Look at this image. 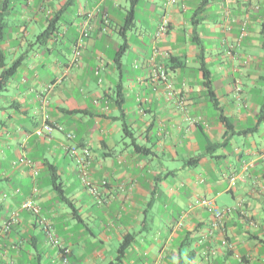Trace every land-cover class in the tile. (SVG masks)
Returning a JSON list of instances; mask_svg holds the SVG:
<instances>
[{
    "label": "crops",
    "instance_id": "0c3cea01",
    "mask_svg": "<svg viewBox=\"0 0 264 264\" xmlns=\"http://www.w3.org/2000/svg\"><path fill=\"white\" fill-rule=\"evenodd\" d=\"M0 28V264H111L129 233L114 264H264V0H0Z\"/></svg>",
    "mask_w": 264,
    "mask_h": 264
},
{
    "label": "built area",
    "instance_id": "2783aa9c",
    "mask_svg": "<svg viewBox=\"0 0 264 264\" xmlns=\"http://www.w3.org/2000/svg\"><path fill=\"white\" fill-rule=\"evenodd\" d=\"M178 0H167V3L169 4H175ZM167 29V20L165 18H163L161 20V23L158 26V29L156 31V35H162L165 33ZM86 34V33H84ZM72 54H73V59L76 61L79 58L80 55V51L79 48L77 46H74L72 49ZM160 76L161 77H165V72L163 69L160 70ZM53 129L51 123L45 119L39 127H37L36 132L38 134H43L44 132H50ZM66 148L68 149L69 152H71L72 154H74L77 157V162H78V167H79V172H80V176H81V180L84 183V185L88 188V190L95 194L96 193V188L95 186H93V184L91 183V180L88 178V173L85 170V165L89 162L90 158H91V153L90 150L87 147H77L76 145H70V146H66ZM79 153V154H78ZM81 154V157L79 156ZM20 162H25V163H31L32 161L30 159H25V158H19ZM231 182L234 181V178L231 177ZM193 206H208L211 213L213 214V224L219 225L224 211L221 210L220 208H218L213 201H211L210 199L206 198V197H197L194 199V201L192 202ZM20 207L22 209L25 210H29L33 213H38V206L31 200V199H26L24 200ZM239 261H242V259L240 257H238Z\"/></svg>",
    "mask_w": 264,
    "mask_h": 264
},
{
    "label": "trees",
    "instance_id": "16d2710c",
    "mask_svg": "<svg viewBox=\"0 0 264 264\" xmlns=\"http://www.w3.org/2000/svg\"><path fill=\"white\" fill-rule=\"evenodd\" d=\"M132 19H133V10L132 8H130L127 13V21L132 22ZM51 33H52L51 28L48 27L43 32H41L39 36L42 37L43 39H46L50 37ZM2 38H3V31L0 28V41L2 40ZM123 47H124V44L120 46L118 50V55L123 51ZM21 61H22V56H19L14 61H12V63L9 65L8 68L1 71L0 79L2 80V82L5 81L7 77L11 76L14 73V71L16 70L17 66L20 64ZM3 63H4V56L0 50V67L3 65ZM204 84L209 88L208 81H205ZM209 91H211L210 88H209ZM139 149L142 150L143 148L139 147ZM48 170L50 173V181H51V184L53 185V188L59 194H61V189H60V185L58 182V175L56 174L55 167L51 164H48ZM132 239H133V234H130V233L126 234L123 237V239L121 240L120 244L117 247V255L115 257V261L111 262V264H114L121 259L124 250L129 246V243L132 241Z\"/></svg>",
    "mask_w": 264,
    "mask_h": 264
},
{
    "label": "rangeland",
    "instance_id": "374dc122",
    "mask_svg": "<svg viewBox=\"0 0 264 264\" xmlns=\"http://www.w3.org/2000/svg\"><path fill=\"white\" fill-rule=\"evenodd\" d=\"M141 18H146L145 15L141 14Z\"/></svg>",
    "mask_w": 264,
    "mask_h": 264
}]
</instances>
